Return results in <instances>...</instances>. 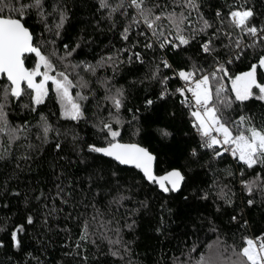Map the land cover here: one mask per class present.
Here are the masks:
<instances>
[{
	"label": "trees",
	"instance_id": "16d2710c",
	"mask_svg": "<svg viewBox=\"0 0 264 264\" xmlns=\"http://www.w3.org/2000/svg\"><path fill=\"white\" fill-rule=\"evenodd\" d=\"M107 2L110 7L102 9L100 0H43V19L35 9L22 19L34 45L76 85L70 93L81 104L83 117L62 116L51 81L42 104L32 103V90L25 85L21 98L9 96L4 108L8 125L20 130L15 139H10L9 131L0 132V264H197L201 257L213 264H235L243 238L264 235V166L248 169L220 146H203L191 111L181 103L186 101L185 93L177 92L178 73L199 69L195 73L204 75L223 64L229 75L218 73L211 82L214 99L216 87L223 83L221 95L233 101L223 109L222 122L233 135L241 130V116L264 128V101L253 97L241 103L231 90V79L264 56V41L234 28L229 17L233 10L250 8L255 13L250 24L264 27V0H197L199 13L188 16L184 35L201 27L199 15L212 27L176 49L161 48L143 23L132 24L136 11L128 7L129 0L111 16L110 9L121 0ZM145 6L156 14L189 12L177 0H145ZM61 11L67 19L57 30ZM160 23L166 26L165 36L173 39L175 32L169 34L168 22ZM125 28H129L127 40L121 35ZM214 33L219 38L213 40L215 51L209 55L201 44ZM237 40L242 41L239 48ZM254 41L255 46H250ZM149 42L152 48L145 47ZM102 60L104 65L98 66ZM24 61L32 70L37 58L28 54ZM162 61L171 67L165 68ZM85 65L94 66L95 73L85 71ZM257 82L264 83L263 68L257 70ZM7 84L1 76L0 96ZM118 89L124 94L119 112L105 99ZM77 93L87 98L79 100ZM101 121L120 133L116 140L138 143L153 153L155 174L180 170L184 176L180 190L162 193L139 170L89 151V145L100 147L111 139L99 130ZM45 124L50 127L46 139ZM257 174L261 180L250 195L241 181L254 180ZM85 224L89 235L81 240ZM21 226L16 246L12 232ZM109 240L121 243L109 244ZM117 250L119 257L111 254Z\"/></svg>",
	"mask_w": 264,
	"mask_h": 264
},
{
	"label": "snow or ice",
	"instance_id": "6c2138e0",
	"mask_svg": "<svg viewBox=\"0 0 264 264\" xmlns=\"http://www.w3.org/2000/svg\"><path fill=\"white\" fill-rule=\"evenodd\" d=\"M177 2L178 6L189 10L188 15H185L183 11L179 13L172 11L156 14L152 8L145 6V0H129L128 7H131L136 11L132 24L138 27L140 23H143L151 32L152 36L155 37L156 40H160L161 48H164L166 45H171L173 49H176L180 46L188 45L191 40L195 39L197 34L206 33L207 29L211 28L212 25L203 17V15H199V20L202 22L201 27L199 29H193L192 35L190 36L184 35V32L186 31L184 27L185 24H190L188 16L191 15L192 11L199 13V4L197 3V0H183L182 3H179V0H177ZM158 6L159 5H157V7ZM100 7L104 9L109 8L110 5L107 0H100ZM122 7H124V0H121V4L116 8L110 9L109 16ZM33 9L36 10L37 15L42 19L44 18L43 0H29V2H23V0H0V74H6L9 82L4 86L2 96H0L3 100V102H0V132L9 131L12 134L10 135V139H15V132L20 129L10 128L4 108L8 102L9 96L19 99L25 94V90L21 87L22 82H25L27 88L32 90V103L39 105L44 103V99L48 95V88L46 85L51 81L58 102L62 108V116L65 119L70 120H80L83 117L81 104L78 103L77 99L73 98L70 93V89L76 85L73 84L72 80L69 79L65 72L56 71L50 58L42 54L40 48L34 45L32 33L22 22V19ZM5 12L8 14L5 15ZM216 15L219 17L221 13L218 11ZM254 15V11L250 8L233 10L229 13L230 24L234 28L239 29L245 35L253 38L259 37L261 41H264V27L258 28L255 25L250 24ZM66 19V14L61 11L59 13V22L55 26L57 30L63 27ZM162 20H166L168 25L171 26L169 34L174 30L175 36L173 39H168L165 36L166 26L160 23ZM57 35H59V31H57ZM121 35L122 39L127 40L129 37V28H125ZM139 35H145V33L141 32ZM226 35L230 36L231 34L228 33ZM161 37H164V39L161 40ZM218 38L219 36L214 33L209 40L201 44L202 51L211 55L215 51L212 47L213 40ZM176 41H178V43H176ZM241 45L242 41L237 40L236 46L239 48ZM250 46H255V41L253 42V45ZM145 47L152 48L153 43L149 42ZM26 53H34L37 58L36 66L31 71L24 67L23 58ZM71 54V52H68L66 55L70 56ZM53 55H55V52H53ZM135 55L137 60L141 59L139 53ZM61 59L64 58L61 57ZM112 59V57L107 58L109 61ZM228 63H231V60L228 61ZM162 64L165 68L171 67L167 61H162ZM103 65V60L98 63V66ZM41 67H43V72L40 71ZM84 68L85 71H91L93 74L96 71V68L92 65H85ZM258 68H264V56H261L258 63L253 64L249 71L241 73L231 79V90L235 95V101L243 103L253 97L264 101V84L257 82ZM196 71L200 70H180L178 75L180 79L186 83L194 82L195 84L194 88L188 87L187 91L192 93V97L195 101L194 107L196 110L191 112V115L195 117L193 127L197 128L200 136L204 139L203 146L213 149L214 146L221 144L231 145L232 147L230 151L232 155L238 158V160L248 169H252L256 165L264 166V128L253 126L248 118L241 116V130H239L236 135H233V131L230 127H228L225 122H222L223 109L230 108L233 101L221 95L224 92L222 84H220L219 87H216L214 99L211 82L217 80L218 73H223L224 76H228L229 73L227 69L223 64H218L213 72L204 74L199 79L193 81ZM52 72H55V75H50ZM36 76H42L43 79L39 83H36ZM153 78H156L155 72L153 73ZM165 79H167V77ZM80 86L87 87V84L81 82ZM253 89H258V93H255ZM177 92L183 96L185 89L179 88L177 89ZM123 95L122 90L118 89L115 95H107L105 96V99L110 101L116 111L119 112L123 105ZM77 98L79 100H84L87 97L77 93ZM151 103L152 101H148V104ZM181 103H186V101L182 100ZM24 107H28V105L26 104ZM115 122L119 123L120 121L117 118L115 119ZM49 130L50 127L45 124V139ZM99 130L101 132H106L107 136L111 139L106 147L89 145V151L112 157L122 165H134L143 172L148 181L158 184L164 192L177 191L180 188L184 176L179 170H173L168 172L165 176L156 177L152 173V162L155 158L148 152V150L136 144H121L115 142L120 133L113 130L111 123L101 121ZM213 132L217 133L218 136L222 138H217V135L212 134ZM162 135L166 136L169 135V133L162 131ZM56 147L59 148L60 145L57 144ZM228 150V148H225V151ZM195 154V150H193V155ZM220 155V152H215V156L219 157ZM260 180L261 177L257 174L254 180H242L241 183L251 195ZM166 185H171V188ZM262 188H264V185H262ZM221 195L222 198L226 199V194L223 193V190ZM228 202L230 203L231 201L229 200ZM248 203L249 205H252L253 201L249 200ZM233 219L235 220L236 218L233 217ZM28 223H32L31 217L28 218ZM22 231L23 227L21 226L12 232V240L16 246H19L17 234ZM88 235V226L85 224L80 239L87 240ZM108 242L109 244L121 243L120 240H109ZM77 247H79V244ZM233 251L236 252L235 249H233ZM111 254L117 257L120 256L118 250L112 251ZM236 255L237 262H235V264H264V235L258 236L255 239L244 237L243 247L236 253ZM120 258L122 259V257ZM197 264H213V261H206L201 257V260L198 261Z\"/></svg>",
	"mask_w": 264,
	"mask_h": 264
},
{
	"label": "water",
	"instance_id": "95a60500",
	"mask_svg": "<svg viewBox=\"0 0 264 264\" xmlns=\"http://www.w3.org/2000/svg\"><path fill=\"white\" fill-rule=\"evenodd\" d=\"M25 27H26V26H25ZM29 31H30V30H29ZM32 36H33V35H32ZM33 42H34V38H33ZM28 54H33V55L35 56L34 53H26L25 55H28ZM25 55H24V56H25ZM23 59H24V58H23ZM24 67H25V69L31 71V69L28 68V67L26 66L25 61H24ZM1 76H4V77L7 79L6 74H0V77H1ZM37 78H38V76L35 77V81H36V83H39V81H38ZM7 81H8V80H7ZM8 83H9V82H8ZM23 85H25V86L27 87V84H26L25 82H22V83H21V87H22V88H23ZM30 90H31V89H30ZM115 142H118V143H121V144H136V145H138V146H140V147H142V148H145V147H143L142 145H140V144H138V143H135V142H123V141H118V140H116ZM106 146H107V144H106V145H103V146H100V147H106ZM145 149L148 150L147 148H145ZM148 152H149L150 154H152L153 157L155 158V159L153 160V162H152V173H153L154 176H156V177H162V176H165L168 172H171V171H173V170H178V169H170V170H168V171H166V172H164V173H162V174H155V162H156V157H155V155H154L153 153H151L149 150H148ZM98 154H100L101 156H103V157H105V158H108V159L114 161L115 163H117V164L120 165V166L130 167V168H135V169L139 170V171L141 172V174L143 175V177L145 178L143 172H142L140 169L136 168L134 165H122V164H119V162L116 161V160H114L112 157L104 156V155L101 154V153H98ZM179 171H180V170H179ZM180 172H181V171H180ZM181 174H182V173H181ZM182 175H183V174H182ZM145 180H146L147 182H149V183H152V182L148 181L146 178H145ZM183 181H184V180H183ZM183 181L181 182L180 188H181V186H182V184H183ZM155 184H156V183H155ZM156 186H157V189H158L160 192H162V193H167V192H164V191L160 188V186H159L158 184H156ZM166 186L169 187V188H171V185H166ZM180 188H179L177 191H179ZM177 191H172V192H177Z\"/></svg>",
	"mask_w": 264,
	"mask_h": 264
},
{
	"label": "built area",
	"instance_id": "2783aa9c",
	"mask_svg": "<svg viewBox=\"0 0 264 264\" xmlns=\"http://www.w3.org/2000/svg\"><path fill=\"white\" fill-rule=\"evenodd\" d=\"M201 76H202V74H196L195 73V75L193 77V81L195 79H199ZM221 84L223 85V83H221ZM188 87H193L194 88L195 87L194 82L193 83H186L185 81H183V80L180 79V88L185 89V92L184 93H185V96H186V106L192 112V111H195L196 110V108L194 107L195 101H194V98L192 97V93L189 92V91H187V88ZM194 122H195V120L192 121V125L194 124ZM194 128H195V132L198 135H200L199 132L197 131V128L196 127H194ZM212 134L213 135H217V138H222V137L218 136V134L215 133V132H213ZM217 146H220L224 151H225V148H228L229 150L228 151H225V152H227L230 155H232V153L230 151V149L232 147L231 145H223V144H221V145H217ZM253 239H255V238H253Z\"/></svg>",
	"mask_w": 264,
	"mask_h": 264
},
{
	"label": "rangeland",
	"instance_id": "374dc122",
	"mask_svg": "<svg viewBox=\"0 0 264 264\" xmlns=\"http://www.w3.org/2000/svg\"><path fill=\"white\" fill-rule=\"evenodd\" d=\"M264 69V68H263ZM262 84H264V83H262ZM253 91L255 92V93H258V89H253ZM194 120H195V117H194Z\"/></svg>",
	"mask_w": 264,
	"mask_h": 264
}]
</instances>
